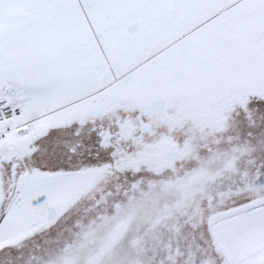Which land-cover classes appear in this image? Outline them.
Wrapping results in <instances>:
<instances>
[{
  "label": "snow or ice",
  "instance_id": "1",
  "mask_svg": "<svg viewBox=\"0 0 264 264\" xmlns=\"http://www.w3.org/2000/svg\"><path fill=\"white\" fill-rule=\"evenodd\" d=\"M0 264H264V0H0Z\"/></svg>",
  "mask_w": 264,
  "mask_h": 264
}]
</instances>
